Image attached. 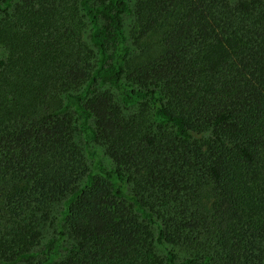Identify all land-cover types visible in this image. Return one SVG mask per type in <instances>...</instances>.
Returning a JSON list of instances; mask_svg holds the SVG:
<instances>
[{"label": "trees", "instance_id": "16d2710c", "mask_svg": "<svg viewBox=\"0 0 264 264\" xmlns=\"http://www.w3.org/2000/svg\"><path fill=\"white\" fill-rule=\"evenodd\" d=\"M8 1L0 264H264V0H133L120 95L97 85L107 50L95 29L96 53L84 40L90 0ZM129 1H113L116 32ZM72 107L112 169L88 173ZM62 201L72 242L40 260Z\"/></svg>", "mask_w": 264, "mask_h": 264}, {"label": "rangeland", "instance_id": "374dc122", "mask_svg": "<svg viewBox=\"0 0 264 264\" xmlns=\"http://www.w3.org/2000/svg\"><path fill=\"white\" fill-rule=\"evenodd\" d=\"M8 0H0V6L5 5ZM10 1V0H9ZM8 1V2H9ZM114 0H90V5L96 15V24L92 25L88 18L87 27L84 30V40L96 53V48L89 40V33L94 29L102 36L106 43V59L100 72L98 79L99 88H110L116 95H120L126 91V85L115 79V63L120 55L121 50L127 49L128 57H134L137 54L136 46L132 44L131 28L133 23V15L131 12L133 0L129 1L128 10L122 15V23L120 32H116L112 27V13ZM231 2L235 0H230ZM0 50V56H2ZM74 112V138L82 147L88 173L92 175L98 174L101 169H112L113 164L104 154L103 147L94 143L86 131L84 120L77 107H72ZM86 182V179H85ZM64 202L55 204L52 208L49 222L42 226V238L40 244L36 247L35 255L40 260L54 261L60 259L65 253L67 247L70 246L72 240L67 234L66 227L63 222ZM169 248L163 245L157 247L158 253L165 255Z\"/></svg>", "mask_w": 264, "mask_h": 264}]
</instances>
